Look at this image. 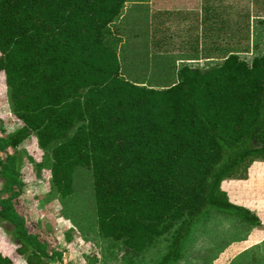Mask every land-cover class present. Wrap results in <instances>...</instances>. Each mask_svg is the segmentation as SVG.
<instances>
[{"label": "trees", "instance_id": "trees-1", "mask_svg": "<svg viewBox=\"0 0 264 264\" xmlns=\"http://www.w3.org/2000/svg\"><path fill=\"white\" fill-rule=\"evenodd\" d=\"M127 1L0 0V73L21 123L0 136V151L33 134L50 149L62 197L75 167L88 168L98 232L133 253L166 236L153 264H174L208 209L260 224L218 185L264 160V53L250 62L230 53L206 69L182 63L170 86L133 82L120 73L108 30ZM212 9L204 6L202 22L214 20ZM259 24L264 31V18ZM20 162L17 152L0 157V194L9 192L0 196V223L10 224L26 264H49L54 253L14 206ZM11 263L0 254V264Z\"/></svg>", "mask_w": 264, "mask_h": 264}, {"label": "rangeland", "instance_id": "rangeland-1", "mask_svg": "<svg viewBox=\"0 0 264 264\" xmlns=\"http://www.w3.org/2000/svg\"><path fill=\"white\" fill-rule=\"evenodd\" d=\"M207 5L213 7L215 25L200 20ZM261 18H264V0H129L108 30L119 58L120 73L136 83L164 87L176 82L177 67L185 63L178 59H194L186 64L206 69L230 53H237L248 62L263 54ZM20 125L11 113L7 87L0 73V136ZM14 152L21 157L19 179L22 182L14 206L28 230L45 243L49 253H54L49 264H153L165 250L166 236L145 250L133 253L98 232L88 168L75 167L72 192L62 197L51 181L50 149H40L32 134L16 149L0 151V157L4 159ZM242 166L237 172L243 171ZM1 184L0 179V190ZM208 211L201 216L209 223L207 230L212 228L210 224L217 214ZM198 221L190 228L198 225ZM10 229L6 221L0 223V254L10 258L11 264H26L15 251L16 244L8 233ZM211 233L204 235L206 243H211L214 237ZM208 246L209 249H202L196 242L192 251L203 252L196 256L187 251L185 257L174 264H208L213 259L208 252L214 251L217 244ZM251 254V263L242 255V262L237 264H264L263 247L253 248L246 256Z\"/></svg>", "mask_w": 264, "mask_h": 264}, {"label": "crops", "instance_id": "crops-1", "mask_svg": "<svg viewBox=\"0 0 264 264\" xmlns=\"http://www.w3.org/2000/svg\"><path fill=\"white\" fill-rule=\"evenodd\" d=\"M178 61L192 63L194 59L186 57L178 59ZM218 187L225 193L230 203L248 209L258 218L260 224L251 225L235 216L210 209L213 213H217L212 219L211 223L213 224H210L212 228L207 230L209 223H207L206 218L201 217L198 225L190 228L188 239L182 247V256L176 262L181 261L187 251H192L196 242L202 246V249H209L208 244H217L213 248L214 251L208 252V256L213 258L208 264H237L238 261L242 262V255H245L244 259L251 263L253 254L249 257L246 256L250 250L255 247L264 248V160L254 158L248 164L244 177L223 178ZM209 231L214 237L211 243H206L204 235ZM192 252L198 256L197 254H201L203 251Z\"/></svg>", "mask_w": 264, "mask_h": 264}]
</instances>
